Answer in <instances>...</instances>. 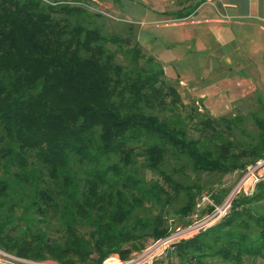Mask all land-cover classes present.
<instances>
[{"label":"trees","instance_id":"obj_1","mask_svg":"<svg viewBox=\"0 0 264 264\" xmlns=\"http://www.w3.org/2000/svg\"><path fill=\"white\" fill-rule=\"evenodd\" d=\"M95 15L85 0H0V249L20 258L100 264L128 254L122 244L166 235L163 212L138 211L173 197L139 174V161L178 192L161 168L167 157L229 173L264 156V105L250 114L257 140L241 115L200 119V135L190 136L161 64L144 58L132 34L106 33ZM119 51L129 63L116 60ZM235 127L247 138L224 135ZM184 193L183 215L196 196ZM263 201L260 180L224 219L173 246L178 264L264 262ZM52 219L57 238L44 229Z\"/></svg>","mask_w":264,"mask_h":264},{"label":"crops","instance_id":"obj_2","mask_svg":"<svg viewBox=\"0 0 264 264\" xmlns=\"http://www.w3.org/2000/svg\"><path fill=\"white\" fill-rule=\"evenodd\" d=\"M108 7L135 24L136 40L181 100L228 118L264 105V0H110Z\"/></svg>","mask_w":264,"mask_h":264},{"label":"rangeland","instance_id":"obj_3","mask_svg":"<svg viewBox=\"0 0 264 264\" xmlns=\"http://www.w3.org/2000/svg\"><path fill=\"white\" fill-rule=\"evenodd\" d=\"M71 1V0H69ZM88 2L90 10L98 15L93 16L94 20L103 25V30L106 33H118L121 35H126L128 33L136 37L135 24L120 20L118 15H116L109 7L108 3L110 0H85ZM118 2V0H117ZM114 9V8H113ZM118 18V19H117ZM123 18V17H122ZM124 19V18H123ZM93 20V19H91ZM130 26L132 28H130ZM141 45L140 41L137 40ZM108 47L112 50H116V46L108 44ZM142 47V45H141ZM142 53L144 58L147 56L153 57V61L159 62L158 59L149 54L147 49L142 47ZM116 60L121 64L129 63L128 57L124 56L122 52L116 53ZM160 63V62H159ZM161 64V63H160ZM162 66V65H161ZM163 80L168 85H174L173 82L163 75ZM186 98L181 100V105L175 109V115L177 114L185 124L188 134L192 137H198L200 135V125L198 121L204 119L205 117H210L213 119H218L221 115H212L208 107L194 102H185ZM242 106V105H241ZM241 114L244 115L243 130L247 131L249 136H253L254 140H257L258 129L253 123L250 112H257L262 115V110H260L259 104H251L245 107ZM164 114L171 115L172 111H163ZM226 115V114H224ZM223 124V123H222ZM215 125L216 129L224 128V125ZM225 136L229 138H234V140H242L247 137L244 132H241L239 128H232V133H227L224 131ZM140 159V158H139ZM138 172L140 175H144L146 180L153 179L158 181L160 184L166 187L167 192L173 197L170 201L165 200V194H162L160 202H154L152 205L150 202L144 203V209L139 210L138 214L140 216H153L159 212H163L164 219L166 221V227L168 232H172L176 227H183L189 222L191 215H194L192 219L197 222L203 219L207 214L211 213L215 206L223 203L225 199H230V206L227 210L226 215L219 218L214 224L209 225V227L215 225L222 219H224L231 210L232 201L238 196L251 195L255 190V185L258 181L264 180V156L257 159L256 161L247 162L242 169H237L229 173L220 172H210L202 170H194L192 165L186 162L184 159H175L172 157H167L163 162L161 168L164 173L170 174L172 178L180 184L178 192L173 191L172 187L166 186L164 178L162 175L155 171L149 170L141 166V162L137 163ZM3 176V170L0 168V177ZM246 177V178H245ZM257 179V180H256ZM256 180V181H255ZM241 183V188L237 192H233L237 183ZM255 181V182H254ZM254 182L253 188L251 184ZM199 186V190H197ZM189 189L195 193V202L191 210L183 215L178 213L180 206L184 204L186 195L184 191ZM252 188L250 191H244V189ZM208 200L212 201L209 202ZM264 202V201H263ZM16 213H20L19 210ZM207 227V228H209ZM206 228V229H207ZM47 233L54 238L59 237L60 225L57 219H52L50 224L44 228ZM83 231H88L87 227L82 228ZM196 235V234H195ZM165 236V235H164ZM159 238H153L147 236L142 240H138L133 243L122 244L123 249H129L130 252L124 257L120 256L119 253H112L108 255L100 264H178V258L174 255V245L163 249L161 254L156 256H151L152 251L157 245ZM189 239V238H188ZM156 251H159L157 249ZM110 259V260H109ZM244 264H264L263 260L260 258L245 259ZM0 264H61L54 259L46 260H32L26 258H20L14 254H10L2 249H0ZM80 264V263H76ZM204 264H229L228 262L222 261L220 258H210L206 257L204 259Z\"/></svg>","mask_w":264,"mask_h":264},{"label":"built area","instance_id":"obj_4","mask_svg":"<svg viewBox=\"0 0 264 264\" xmlns=\"http://www.w3.org/2000/svg\"><path fill=\"white\" fill-rule=\"evenodd\" d=\"M242 182L243 181H241L240 183H237L233 192H237L240 190L241 188L240 186ZM254 182L251 184L252 188H253ZM252 188L244 189V191L251 192ZM208 201L212 202L210 200ZM229 206H230V199L227 198L225 199L223 203L219 204L218 206L216 205L215 209L211 213L207 214L203 219L197 222H194V219L191 220V218L194 217V215H191L187 225L183 226L182 228L176 227L172 232H168L165 236L160 237V239H158L157 245L155 249L152 251L153 254L151 256L154 257L156 255H159L161 254L164 248L173 246L174 244L180 242L181 240L191 238L195 234L199 233L200 231L205 230L207 227H209V225L214 224L219 218L226 215L227 210L229 209ZM157 249H159V251H156ZM144 264H147V263H144Z\"/></svg>","mask_w":264,"mask_h":264},{"label":"bare ground","instance_id":"obj_5","mask_svg":"<svg viewBox=\"0 0 264 264\" xmlns=\"http://www.w3.org/2000/svg\"><path fill=\"white\" fill-rule=\"evenodd\" d=\"M110 260V259H109Z\"/></svg>","mask_w":264,"mask_h":264}]
</instances>
